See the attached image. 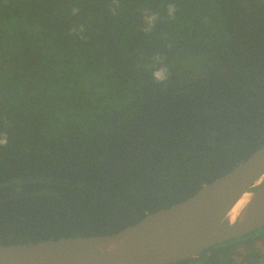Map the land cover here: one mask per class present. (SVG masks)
Wrapping results in <instances>:
<instances>
[{
  "label": "trees",
  "instance_id": "16d2710c",
  "mask_svg": "<svg viewBox=\"0 0 264 264\" xmlns=\"http://www.w3.org/2000/svg\"><path fill=\"white\" fill-rule=\"evenodd\" d=\"M0 133V245L183 201L264 144V0H0ZM263 239L173 264H255Z\"/></svg>",
  "mask_w": 264,
  "mask_h": 264
},
{
  "label": "water",
  "instance_id": "95a60500",
  "mask_svg": "<svg viewBox=\"0 0 264 264\" xmlns=\"http://www.w3.org/2000/svg\"><path fill=\"white\" fill-rule=\"evenodd\" d=\"M263 184L264 144L190 197L114 234L0 245V264H173L192 259L264 227Z\"/></svg>",
  "mask_w": 264,
  "mask_h": 264
},
{
  "label": "clouds",
  "instance_id": "9594fccd",
  "mask_svg": "<svg viewBox=\"0 0 264 264\" xmlns=\"http://www.w3.org/2000/svg\"><path fill=\"white\" fill-rule=\"evenodd\" d=\"M174 12H175V7L173 5H169V7H168L169 16L173 15ZM156 19L157 18L155 16L147 17L146 25L148 27H151L154 24ZM152 79L154 82L160 84L162 88L166 87V82L168 80V69L165 67H161V68L156 69L152 73ZM7 144H8L7 134L6 133H0V148L6 147Z\"/></svg>",
  "mask_w": 264,
  "mask_h": 264
},
{
  "label": "rangeland",
  "instance_id": "374dc122",
  "mask_svg": "<svg viewBox=\"0 0 264 264\" xmlns=\"http://www.w3.org/2000/svg\"><path fill=\"white\" fill-rule=\"evenodd\" d=\"M255 246L259 250H264V239L257 242ZM237 252L239 253V256H235V262L238 264H241L242 263L241 253H243V248H239ZM263 263H264V259H261L258 263H255V264H263Z\"/></svg>",
  "mask_w": 264,
  "mask_h": 264
},
{
  "label": "bare ground",
  "instance_id": "6f19581e",
  "mask_svg": "<svg viewBox=\"0 0 264 264\" xmlns=\"http://www.w3.org/2000/svg\"><path fill=\"white\" fill-rule=\"evenodd\" d=\"M241 203H242V201H240V202L236 205V207L234 208V210L232 211V213H235V212L237 211V209L241 206Z\"/></svg>",
  "mask_w": 264,
  "mask_h": 264
}]
</instances>
